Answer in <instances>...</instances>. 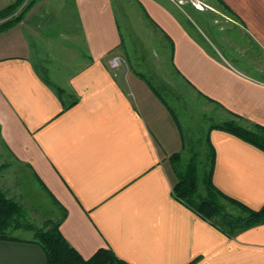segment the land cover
I'll return each instance as SVG.
<instances>
[{"label": "crops", "instance_id": "1", "mask_svg": "<svg viewBox=\"0 0 264 264\" xmlns=\"http://www.w3.org/2000/svg\"><path fill=\"white\" fill-rule=\"evenodd\" d=\"M14 1L0 0V10ZM133 1L145 14L141 20L151 23L141 27L170 43L172 71L186 90L241 116L245 125H264V80L246 68L264 56V0H206L236 17L238 51L219 45L218 30L198 21L203 13L196 5L185 10L183 0ZM53 2L38 0L0 34V144L17 163L10 169L29 173L67 212L60 229L68 242L84 258L108 247L131 264H264V223L230 237L174 197L170 156L184 149L183 127L170 102L129 59L110 68L124 46L114 0H59L61 12L71 6L77 31L71 33L84 44L72 52L71 60H82L64 85L49 79L65 90V104L78 98L63 110L32 59L39 27L32 23L53 12ZM58 20L68 24L62 14ZM220 38L225 44L229 36ZM167 91L178 102L179 86ZM209 137L215 185L261 208L264 151L221 129H209ZM11 237L0 239V264H47L33 237Z\"/></svg>", "mask_w": 264, "mask_h": 264}, {"label": "rangeland", "instance_id": "2", "mask_svg": "<svg viewBox=\"0 0 264 264\" xmlns=\"http://www.w3.org/2000/svg\"><path fill=\"white\" fill-rule=\"evenodd\" d=\"M183 1H185L183 4L185 10L189 9V5L195 7L193 3L195 0ZM114 2L117 7L118 22L124 37V46L118 50L117 55L123 58L124 63L129 59L136 70L144 72L150 82L170 102L181 121L185 145L184 149L180 151V166L184 167L186 162L194 155H197L199 160L205 162L208 153L207 137L209 129L231 119L232 116L228 115L219 106L196 96L191 90H186L185 83L178 79L179 77L172 71L170 43L158 38L159 36L153 32L151 34L147 27H144V29L141 27V24L151 23L146 18L144 22L141 20V17L145 16V14L136 2L133 0H114ZM197 2H201L204 7L203 9L195 7L203 13L198 18V21L204 23L206 20L208 23L214 24V28L219 33L217 35L219 45L225 51L229 49L226 46H231L232 49L238 51L235 43L242 39L238 36L239 30L236 26H238L239 22L234 14L217 1L210 3L206 0H197ZM52 8L53 12L48 11L45 15L36 16L32 23L39 26L38 34L32 36V41H34L32 59L36 69L43 76H47L54 82L56 81L59 85H64L67 76L77 70L82 60V57L76 56L74 60H71L72 52L84 50V44L79 40L78 35L75 36L71 33L72 31L73 33L77 32L73 29L76 22L71 6L63 7L61 12L59 0H56V2H53ZM21 9H18L17 12ZM60 14L67 17L68 24L65 21L63 24L62 21L60 23L58 20ZM180 14L187 24V15L184 13ZM2 21L4 20L0 22ZM66 25L68 26L65 27ZM132 31H135L136 35ZM221 33L225 36L227 33L229 36V39L227 38L228 42L225 44L221 41ZM127 55L129 56L128 58ZM259 57L264 60V56L259 55ZM262 60L255 61V65L251 64V67L246 68L264 80V61ZM172 85L180 88L178 102H174L167 93V90ZM241 123L244 124L242 121ZM16 164L5 154L0 144V182H2L0 187L8 198L15 200L24 209L25 216L20 218V221L32 224L35 227H42L48 220L56 221L59 215L63 213L61 209L55 205L54 200L51 199L45 190L37 183H34L36 181L33 182L34 179L29 176V173L10 169ZM4 179H8L11 183L4 185ZM13 182H15L14 185L12 184ZM227 208L234 214L240 213L236 207L228 203ZM11 235L31 238L34 232L20 227L13 229Z\"/></svg>", "mask_w": 264, "mask_h": 264}, {"label": "trees", "instance_id": "3", "mask_svg": "<svg viewBox=\"0 0 264 264\" xmlns=\"http://www.w3.org/2000/svg\"><path fill=\"white\" fill-rule=\"evenodd\" d=\"M38 0H15L0 10V34L19 24L34 7ZM22 8L19 12L18 9ZM44 80L49 83L63 102L65 90L53 84L47 76ZM65 104L63 110L77 103L78 98ZM231 119L213 128L232 133L264 151V125L258 123L242 124V117L229 112ZM208 153L206 161L199 160L197 155L191 156L184 167L180 166L181 152L173 153L170 161L177 175L173 186V195L200 217L224 231L232 237L250 227L264 223V205L254 209L245 203L232 198L221 191L213 181L215 170V147L210 137H207ZM227 203L236 207L240 213L234 214L227 208ZM66 211L56 221L48 220L42 227L22 223L20 218L25 216L24 209L12 198H8L0 187V239H10L11 231L23 227L34 232L33 242L38 243L44 250L47 264H131L120 258L112 248L100 247L89 258H84L65 238L60 229Z\"/></svg>", "mask_w": 264, "mask_h": 264}, {"label": "built area", "instance_id": "4", "mask_svg": "<svg viewBox=\"0 0 264 264\" xmlns=\"http://www.w3.org/2000/svg\"><path fill=\"white\" fill-rule=\"evenodd\" d=\"M196 7L199 9H203V5L201 2L195 3ZM123 63V58L120 55H114L110 60H109V66L112 69H116Z\"/></svg>", "mask_w": 264, "mask_h": 264}]
</instances>
